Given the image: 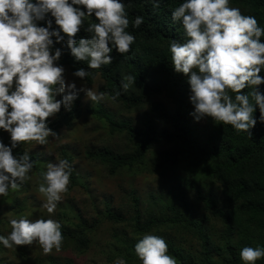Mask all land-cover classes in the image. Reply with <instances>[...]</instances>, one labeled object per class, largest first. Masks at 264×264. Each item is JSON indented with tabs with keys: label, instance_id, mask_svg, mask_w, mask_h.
<instances>
[{
	"label": "clouds",
	"instance_id": "obj_1",
	"mask_svg": "<svg viewBox=\"0 0 264 264\" xmlns=\"http://www.w3.org/2000/svg\"><path fill=\"white\" fill-rule=\"evenodd\" d=\"M149 3L156 8L160 0ZM86 17L96 22L84 29L90 35L77 37ZM170 19L184 31V41H171L168 52L173 70L187 76L194 121L209 117L249 136L257 122L254 107L264 122V93L257 89L264 83L258 75L264 69V28L254 16L229 6V0H181L171 9ZM143 20L136 16L133 27ZM39 21L44 22L42 26ZM128 25L124 0H0V130L9 136L8 145L0 143V196L28 180L35 163L27 152L14 155L17 145H45L49 137L57 138L46 118L58 113L62 105L70 110L80 92L92 102H101L107 95L90 87L77 88L74 81L66 83L64 69L56 63L63 46L75 61H86L87 69H99L111 63L113 50L119 54L129 51L135 38L126 31ZM61 42L62 47H53ZM88 75L83 68L72 72L81 81ZM134 80L124 75L121 90H127ZM246 87L249 91L241 93ZM119 94L113 93L111 99ZM71 171L66 159L47 163L38 185L45 198L41 207L47 213L54 212L67 191ZM8 224L10 231L0 235V246L5 249L34 241L45 254L61 248V225L54 219L21 216L9 219ZM133 251L140 264H177L159 235L143 234ZM262 257L264 247L259 245L239 251L242 264H255ZM114 264H126V260L117 257Z\"/></svg>",
	"mask_w": 264,
	"mask_h": 264
},
{
	"label": "trees",
	"instance_id": "obj_2",
	"mask_svg": "<svg viewBox=\"0 0 264 264\" xmlns=\"http://www.w3.org/2000/svg\"><path fill=\"white\" fill-rule=\"evenodd\" d=\"M180 2L181 0H160L158 7L153 8L149 0H124L129 19L126 31L135 38L127 53L119 54L113 50L109 54L112 56L110 64L101 65L99 69H87L86 61H75L67 47L63 46L62 55L56 63L65 67L71 74L77 68L88 71L89 75L84 81L74 77L84 84L90 85L99 78L101 85L97 90L105 92V97L125 110L137 109L154 96H163L169 100V108L161 103L151 106L155 118L165 125L162 128L151 118L145 117L141 127H135L126 120L115 121L99 107L90 109L89 113L106 126L108 133L122 134L128 145L123 152L99 148L87 152V156L106 165L110 174H115L121 169H126L131 174H140L149 168L146 164L147 153L155 146L164 144L169 145V149L157 156L151 169L153 172L164 166H177L181 162H186L192 168L208 165L207 174L217 183L220 192L216 195L214 192L197 190L195 198L201 203L204 211L222 222L224 240L221 245H217L206 233L207 216L187 217L171 204L165 205L164 209L156 213L143 214L139 196L134 191L128 193L131 202L129 215L121 214L111 209L107 203H103L99 212L101 220L115 224L129 223L136 234L148 233L164 226H178L196 238L198 251L194 256L190 252L185 253L172 241L165 240L168 253L176 259L177 264H242L233 243L229 240L234 226L229 221L230 215L221 208L220 202L234 205L237 211L242 213L245 223L252 225L258 233L257 245L264 247V122L259 120V111L254 107L253 117L257 122L249 129V136L237 132L230 125L214 122L209 117H204L203 128L194 124L190 115L193 108L188 100L190 91L187 76L173 70L168 52L171 41L182 43L185 39L180 23H173L170 19L171 9ZM229 6L238 7L244 15L254 16L258 25L264 28V0H229ZM136 16H143L144 20L138 27H133L132 21ZM91 22H96L94 17L84 19L77 37L90 35L84 29ZM37 23L42 26L44 22ZM261 39L264 40V36ZM62 45L63 42L54 44L53 47ZM126 74L132 75L135 80L127 90H121V78ZM258 75L264 77V69ZM257 89L264 93V83L258 85ZM240 91L247 93L249 89L246 87ZM116 92L120 94L115 100L111 99ZM229 94L234 95L231 92ZM82 112L81 96L78 94L70 110L61 107L53 117L46 118L48 127L58 134L62 129L71 127L73 122L81 117ZM0 143L9 144L8 133L0 131ZM29 143L21 142L12 150L13 154L25 153V146ZM61 154L62 159H66L71 165V156L64 151H61ZM29 156L36 161L35 154ZM71 168L68 188L76 185L72 165ZM71 225L77 230L61 226L63 240H72L79 250H85L89 244L85 232L92 231L94 225H88L80 219ZM116 240L124 248L123 256L127 264H140L133 251V245L124 236ZM255 264H264V257Z\"/></svg>",
	"mask_w": 264,
	"mask_h": 264
},
{
	"label": "rangeland",
	"instance_id": "obj_3",
	"mask_svg": "<svg viewBox=\"0 0 264 264\" xmlns=\"http://www.w3.org/2000/svg\"><path fill=\"white\" fill-rule=\"evenodd\" d=\"M63 69L66 83L74 81L77 88L83 86L97 90L101 85L99 78L87 85L76 80L65 67ZM79 94L83 112L71 127L62 129L55 139L49 137V142L45 145L30 142L25 146V152L35 154L37 159L28 174L29 179L24 181L18 189H10L7 195L0 196V235H7L10 231L9 219H19L21 216L29 220L51 218L58 221L61 226L73 230L77 229L71 224L80 219L86 221L88 225H94L92 231L85 232V236L89 239L88 247L85 250H79L76 244L68 239L62 241L59 251L53 250L47 254L42 252L35 241L31 245L16 246L11 249L0 246V264H49L51 262L114 264L117 257L125 258L124 248L117 243L116 239L124 236L134 245L143 234H136L129 223L115 224L101 220L99 212L103 203H107L111 209L129 215L131 202L128 193L130 191H134L139 196L140 210L143 214L156 213L164 209L165 205L171 204L184 216L191 218L207 216L206 233L215 244L221 245L224 240V225L204 211L201 203L195 198L197 190L214 192L216 195L220 192L217 183L207 174L208 165L192 168L186 162H181L177 166H164L157 172H153L151 169L157 156L169 149V145L164 144L155 146L147 153L146 164L149 168L140 174H131L126 169L110 174L106 165L87 156V152H93L99 148L123 152L128 145L122 134L108 133L106 126L89 113L90 109L99 107L115 121L126 120L135 127H141L145 117L151 118L159 128H162L165 125L155 118L151 112V106L161 103L169 108V100L163 96H154L137 109L125 110L107 97H104L101 102H92L87 101L83 92ZM62 95L63 93L56 98L60 99ZM193 122L199 128L205 125L204 117ZM0 131L3 132V130ZM61 151L71 156L76 185L67 187V191L61 194V200L57 202L56 209L49 214L41 207L45 198L38 192V185L42 183V173L46 170L47 163L62 159ZM220 206L226 214L230 215L229 221L234 226L229 240L233 243L237 254L239 255L240 249L244 246L256 247L259 240L258 233L252 225L245 223L242 213L237 211L234 205H226L223 201L220 202ZM148 233L172 241L185 253L190 252L195 256L198 251L196 238L178 226H164Z\"/></svg>",
	"mask_w": 264,
	"mask_h": 264
}]
</instances>
